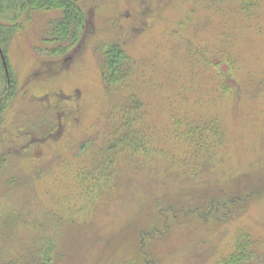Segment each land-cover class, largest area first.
<instances>
[{
  "label": "rangeland",
  "instance_id": "1",
  "mask_svg": "<svg viewBox=\"0 0 264 264\" xmlns=\"http://www.w3.org/2000/svg\"><path fill=\"white\" fill-rule=\"evenodd\" d=\"M81 2L87 26L65 53L45 40L59 9L35 13L8 48L16 95L0 144L6 255L29 261L51 239V264H216L248 234L254 264H264V0ZM111 43L132 69L108 88ZM131 117L155 151L118 152L107 176L114 130ZM207 119L223 135L216 166L190 169L186 135Z\"/></svg>",
  "mask_w": 264,
  "mask_h": 264
},
{
  "label": "trees",
  "instance_id": "2",
  "mask_svg": "<svg viewBox=\"0 0 264 264\" xmlns=\"http://www.w3.org/2000/svg\"><path fill=\"white\" fill-rule=\"evenodd\" d=\"M53 9L61 10V15L52 22L50 29L45 33V40L48 41L47 43L54 53H65L80 41L87 26V15L81 0H0V46L5 53L7 62L8 48L16 32L24 29L26 23L33 20L35 13L47 12ZM103 53L104 58L101 73L105 86L111 88L120 82L122 84L125 83L132 68L123 45L120 43L108 44L103 48ZM0 67L1 144L3 141L1 140V131L4 125L3 116L16 95V81L13 78L11 85L8 87L7 81H5L7 78L1 54ZM137 121V117L124 119L118 126L119 128L120 126L124 127L125 130L119 133H117L119 128L114 130L111 140L112 144L109 145V155L106 157L107 163L105 167L107 176H110L115 168L113 166V160L114 156H118V152L124 153L128 151L131 156H135L139 152L141 153L142 150L149 155L154 153L155 149L147 145L150 142L147 134L142 132L138 126H134ZM186 136L189 141L187 143L192 146L190 158L194 161L188 168L191 169V167L199 165L202 160H204V163L210 164V167L207 166L208 168L216 166L215 159L218 153L217 150L223 141V135L217 120L207 119L202 124H196L193 130L188 131ZM189 164L191 163H186V165ZM231 198L229 200H213L211 201L212 203L209 202L210 204L206 205L205 210L200 215L206 218L212 217L218 213L217 210L220 211V209H223L225 201L231 204ZM55 217L53 216V218ZM56 219L59 221V218ZM11 221L13 222V219ZM237 238L238 240L236 241L234 249L218 260L216 264H254L257 254L254 241L248 234L240 235ZM53 241L46 239L34 250L31 259L27 261L24 258L8 257L0 235V264H51V253L55 246Z\"/></svg>",
  "mask_w": 264,
  "mask_h": 264
},
{
  "label": "water",
  "instance_id": "3",
  "mask_svg": "<svg viewBox=\"0 0 264 264\" xmlns=\"http://www.w3.org/2000/svg\"><path fill=\"white\" fill-rule=\"evenodd\" d=\"M0 54H1V57H2V60H3V64H4V67H5V70H6V74H7L8 80H10L8 62H7L5 53H4L3 49L1 48V46H0Z\"/></svg>",
  "mask_w": 264,
  "mask_h": 264
},
{
  "label": "flooded vegetation",
  "instance_id": "4",
  "mask_svg": "<svg viewBox=\"0 0 264 264\" xmlns=\"http://www.w3.org/2000/svg\"><path fill=\"white\" fill-rule=\"evenodd\" d=\"M4 71H5V75H6V78H7V82H8V77H7V74H6V70H5V67H4ZM11 85V83L9 84L8 83V87Z\"/></svg>",
  "mask_w": 264,
  "mask_h": 264
}]
</instances>
